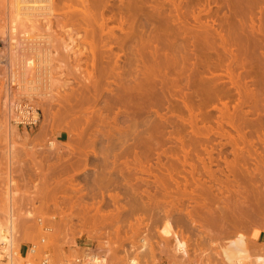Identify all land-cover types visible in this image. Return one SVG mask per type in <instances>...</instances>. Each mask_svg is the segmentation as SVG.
Instances as JSON below:
<instances>
[{
	"label": "rangeland",
	"instance_id": "obj_1",
	"mask_svg": "<svg viewBox=\"0 0 264 264\" xmlns=\"http://www.w3.org/2000/svg\"><path fill=\"white\" fill-rule=\"evenodd\" d=\"M76 1L59 0L58 11L51 15L43 37L49 38L47 69L52 71V81L58 82L47 83V89L45 84H33L41 97L32 102L22 98L19 65L32 57L35 68L40 60L28 51L31 44L20 41L12 57L13 41H8L7 33L6 38L0 35V216L6 203L3 192L10 183L17 193L12 199L19 235L16 245L37 243L45 236L36 223L41 218L55 230L46 235L48 244L100 245L104 232L116 234L121 252L129 253V246L139 251L144 237L153 246L162 244L161 252L153 254L157 264H193L196 258L208 264L218 248L223 260L225 245L236 233L245 236L251 253L264 254V244L255 242L258 230L264 233V174L253 179L259 187L253 188L258 189L253 194L257 197L249 198L250 207L239 208L236 196L219 189L226 177L229 183L233 179L227 162H237L244 171L254 169L256 155L264 157L260 143L264 138V0H85V18L77 13L81 5ZM69 5L73 10L67 9ZM10 12L12 0H0V24ZM70 37L76 42L73 46L68 45ZM85 37L92 39L99 59L94 70L99 83L94 89L83 81L93 71ZM63 46L72 47L73 53L62 51ZM83 48L87 57L74 58ZM11 57L18 66L12 67ZM11 72L16 73V81L10 82ZM33 78L34 74L28 77ZM144 83L148 106L141 104L146 100L141 92ZM127 87L143 99L133 101L140 102L141 108L135 103L129 108L121 105ZM245 97L252 106L241 105ZM62 100L69 101L75 117L95 120L90 130L107 133H79L71 117L56 118L53 113L60 109L56 102L63 104ZM256 101L260 109L253 112ZM32 108L37 113L34 122L30 124L29 116L18 120L20 112ZM128 110L133 113L128 115ZM96 111L109 127L99 126ZM226 114L240 122V135L247 140L240 148L232 139L238 132L224 124ZM129 118L136 122L134 133L127 128ZM8 121L16 126L14 131L5 126ZM116 125L126 126L124 133H116ZM68 126L75 131L71 133L75 140L69 138ZM105 147L113 153L107 160L92 154H101ZM80 151L89 154L86 161L81 157L77 162ZM23 172L29 174L26 181ZM9 173L10 180H4ZM245 180L241 185L248 190L253 181ZM27 193L33 196L28 198ZM54 215L56 220L49 221ZM164 220H170L188 243V256L179 262L173 260L171 241L159 235Z\"/></svg>",
	"mask_w": 264,
	"mask_h": 264
},
{
	"label": "bare ground",
	"instance_id": "obj_2",
	"mask_svg": "<svg viewBox=\"0 0 264 264\" xmlns=\"http://www.w3.org/2000/svg\"><path fill=\"white\" fill-rule=\"evenodd\" d=\"M56 1L57 0H12V12H10V14H9V17H7V18H5L4 20H3V24H0V35L1 36H3L5 33H7L6 35H8V38H9V40L8 41H13V45L14 46H11L9 49H10V52H9V54L13 57V55L14 54H16L15 53V49H16V47H17V45L19 44H17V41H20V43H26V45L29 43V48H28V51H34L35 52V54L37 55V59L36 60H40V61H38V64H37V67H33L34 65H33V61H31V60H33V58L31 57V58H29L28 57V59L27 58H24V62H21V65H19V66H21V67H19V69L20 70H22L21 71V74H20V77H22V79H21V81L22 82H24V92L23 93H21V95H23V99H26V100H28V101H31L32 102V99H34L35 97L36 98H39V97H41V96H39L38 95V88L37 87H35L34 85H42V84H45V86L43 87L44 89H47L46 88V86H47V83L49 84V86H51V84H52V82H54V83H57L58 81H52L53 79V77L51 76V70L50 69H47V68H49V67H47V66H49V60L48 59H46V58H49V52L50 51H48L47 50V48H46V45L47 44H49V38H47V37H43L44 35H45V31H49V28H50V18H51V15H53V12L54 11H58V8H57V4L58 3H60L59 2V0H58V2L56 3ZM68 1V0H67ZM70 1V0H69ZM85 0H77L76 2H80L79 3V5H81V7L80 8H75L76 10H77V13L79 14V15H82V17H84L85 18V16H86V14H87V9H86V5H85V2H84ZM72 2V1H71ZM64 3V2H63ZM65 5V4H64ZM85 5V6H84ZM70 7H72V6H70L69 5V7L67 6V9L68 8H70ZM57 8V9H56ZM70 9H72V8H70ZM70 9H68L69 11H70ZM73 10V9H72ZM68 11V12H69ZM75 11V10H74ZM55 13H57V12H55ZM65 13H67V12H65ZM42 17V18H41ZM40 18H41V21L42 20H45V23H44V25H41V23L39 22L40 21ZM88 26V28L87 29H92L93 30V25L91 24V26H90V23L88 24V23H86ZM48 25V26H47ZM48 27V29H45V27ZM261 27H263L262 25H260ZM87 29H84V30H86V34H85V36H87ZM91 29H90V31H91ZM89 31V30H88ZM262 31V30H261ZM92 33V32H91ZM263 34H264V32H263ZM262 34V35H263ZM7 37V36H6ZM6 37H2V38H6ZM92 37V36H91ZM85 38H86V40L88 39V41L90 42L89 44L85 41ZM83 40H84V43H86V45L88 44L89 46V48H90V59H91V63H90V65L92 66V69H93V71L92 72H89L88 74H87V76H86V78H84L83 79V81L84 82H86V84L87 85H90V86H93L92 88L94 89V88H96L97 87V85H98V83H99V80H98V77H95V75H94V70H96V67H97V65H95V64H97V61L99 60L98 58H97V55L95 54V52H94V50H93V46H94V44H92L93 42H92V39L91 38H87V37H85ZM5 40H7V39H5ZM91 40V41H90ZM74 42H75V40H73V39H71V37H70V39H69V43H68V45L71 43V45L73 46L74 45ZM92 42V43H91ZM76 43V42H75ZM41 44H42V46L43 47H40L41 46ZM35 46V47H31V46ZM28 46V45H27ZM19 47V46H18ZM36 47H40V48H36ZM64 47V46H63ZM62 47V51L64 50V51H66V52H69L70 51V49H72V47H68V46H65L64 48ZM8 49V50H9ZM17 51H18V48H17ZM65 52V53H66ZM70 52H72L73 53V51H70ZM69 52V53H70ZM33 54V53H32ZM34 54V55H35ZM67 54V53H66ZM79 54V55H78ZM77 55H74V58L76 57V58H78V56H82V57H87V53H86V50H84V48L81 50V52H79ZM12 57L10 58V59H12ZM31 59V60H30ZM19 61V60H18ZM21 61V60H20ZM20 63V62H19ZM10 64L12 65V67H14V66H16L17 64H16V61L14 60V58L12 59V60H10ZM35 64V63H34ZM11 65H10V67H11ZM18 66V65H17ZM33 68H34V70H33ZM56 69H59V67L58 68H56ZM34 71V72H33ZM32 74H34V78L31 80V79H28V77L29 76H32ZM103 74V72L100 70L99 71V75L101 76ZM10 76V82L12 81H14L16 78H17V75H16V73L15 72H11V74L9 75ZM61 76V75H60ZM9 79V78H8ZM16 81V80H15ZM34 84V85H33ZM64 84H66V83H64L63 82V85L62 86H64ZM147 85H146V83H144V84H142L141 85V92H142V97L144 96L145 97V102L143 101V99L140 97V98H137L136 96H134L135 95V93H131L132 91L131 90H133L134 91V89L132 88H130V87H127V90L125 89L124 90V103L125 102H127V103H121V105L122 106H125V105H127V107L126 108H129V107H133V106H135V105H139V107L141 106L140 105V102H139V104H136V102H133L134 100H135V98H137V100L138 99H141L142 101H143V103H141V104H144V105H146V106H148V104H149V101H148V98H147V94H148V92H146V89H147V87H146ZM129 88H130V90H129ZM148 91V90H147ZM50 92H51V90L49 91V96H50ZM147 93V94H146ZM20 95V96H21ZM246 95H248V90L246 91V93H245V96ZM258 96V95H257ZM135 97V98H134ZM35 98V99H36ZM63 101V104H61L60 103V101L59 102H56V103H59V106H60V109H63L62 111L60 110V109H58V110H60V111H58L57 109V112H59V113H57V112H55V113H53V115L56 117V115H57V117L56 118H58V119H60L59 117H61V116H64V118L66 117V118H68V117H71V119H73V122H74V126L73 127H78V128H80L79 129V133H99V132H101V133H107V131L105 130V132H104V130H102V129H100V130H97L96 128V130L97 131H92L93 129H89L90 127H91V125H93V123L95 122V120L93 119V118H90V117H85V118H77V117H75L74 116V114H73V112H71V106H70V103H69V101L68 100H62ZM257 102V101H256ZM65 103V104H64ZM135 103V105H132V106H129L128 107V105L130 104H134ZM138 103V102H137ZM249 103L251 104V102L245 97V100L242 102V106L243 105H249ZM105 104H106V102H105ZM66 105V106H65ZM108 106L106 107V105H105V107H106V110H108L109 109V104H107ZM112 105V104H111ZM254 105V109H253V112L254 111H259V107H258V102L255 104H253ZM7 106V105H6ZM11 107H9V115H10V113L11 112H14L13 111V107H12V105H10ZM67 106H68V108H67ZM104 106V105H103ZM224 106V105H223ZM251 106H252V104H251ZM105 107H104V109H105ZM138 107V106H137ZM142 107V106H141ZM140 107V108H141ZM239 108H241L240 106H238ZM111 108V107H110ZM125 108V107H124ZM224 108H225V106H224ZM238 108V109H239ZM259 108V109H258ZM103 108H101V109H99V110H102ZM104 109H103V111H104ZM143 109V108H142ZM225 109H227V107L225 108ZM127 110V109H126ZM131 110V109H130ZM109 111H111V109L109 110ZM125 111V110H124ZM226 111V110H225ZM23 112V111H22ZM97 112V111H96ZM99 112V111H98ZM97 112V113H98ZM102 112V111H101ZM108 112V111H107ZM128 112H129V110H128ZM127 112V113H128ZM132 113H133V111H131ZM131 112H129L128 113V115H130L131 114ZM100 113V112H99ZM98 113V114H99ZM117 113V112H116ZM126 113V114H127ZM257 113V112H256ZM93 114H94V112H93ZM96 114V113H95ZM97 114V115H98ZM119 114V113H118ZM122 114V113H121ZM12 115V114H11ZM10 115V116H11ZM21 115H23V116H21ZM100 115V114H99ZM98 115V116H99ZM102 115V114H101ZM101 115H100V119L98 120V122H100L101 124H99V126L100 125H102V126H104L105 124L107 125V127H109L110 126V124L109 123H104L105 121H103L102 120V118H101ZM115 115H117V114H115ZM123 115V114H122ZM258 115V114H257ZM8 116V115H7ZM9 116V117H10ZM27 116H29L30 118H29V122L30 121H33V120H36L37 119V113H36V109H34V108H32V110H31V112L30 111H24L23 113H21L20 112V118L18 119V120H20V119H27L26 117ZM59 116V117H58ZM92 116H95V115H92ZM97 116V117H98ZM104 116V115H103ZM224 116H225V114H224ZM226 123L224 122V124H227V125H229L230 126V128L232 127V129L234 128V129H236L235 131H237L238 132V135H237V138H232L233 140H234V145H236L238 148H240L239 147V145H240V143H242V144H244L245 142H247V140H246V138H245V136L244 135H240V132L239 131H241L240 130V126H238V124L240 123L239 121V123L237 124L236 123V121H234L233 120V118L231 117V116H229V115H227L226 114ZM12 117V116H11ZM24 117V118H23ZM54 117V118H55ZM258 117V116H257ZM63 118V119H64ZM65 118V119H66ZM106 118H107V116H106ZM133 118H134V116H133ZM132 118V119H133ZM9 119V118H8ZM132 119H128V121L130 120V122H128L129 123V126L127 127L128 128V130L131 132V133H134L135 132V130H134V125H135V123H133L135 120H132ZM12 120V119H11ZM107 120V119H106ZM115 121V120H114ZM113 121V122H114ZM225 121V120H224ZM34 122V121H33ZM223 122V121H222ZM222 122H220V123H218V124H220V125H218L219 127H221V123ZM7 125H5V126H8V129H9V131H14L15 129H16V126H11L10 125V123H9V121H8V123H6ZM30 124H31V122H30ZM109 124V125H108ZM116 124V123H115ZM223 124V123H222ZM236 124H237V126H236ZM262 124V123H261ZM15 125H17V123H15ZM226 125V126H227ZM240 125V124H239ZM262 125H264V124H262ZM261 125V126H262ZM4 126V127H5ZM117 126V125H116ZM115 126V129H116V133L118 132V133H122L123 132V127L122 126H117L116 127ZM217 126V127H218ZM242 126V125H241ZM15 127V128H14ZM72 127V126H71ZM70 126H68L67 128V130H68V133H70V136H69V138L70 139H72V140H75V138L76 137H73L72 135H71V133H75V131L71 128ZM126 127V126H125ZM125 127H124V130H125ZM216 127V128H217ZM218 127V128H219ZM243 127V126H242ZM263 127V126H262ZM66 128V127H65ZM78 128H75V129H78ZM102 128V127H101ZM106 128V127H105ZM217 128V129H218ZM260 127L258 126V129H259ZM103 129H104V127H103ZM136 129V128H135ZM217 129H216V131H217ZM220 129V128H219ZM221 129H223V128H221ZM220 129V130H221ZM233 129V130H234ZM257 129V130H258ZM23 130H24V128H23ZM107 130H108V128H107ZM113 130V129H112ZM111 130V131H112ZM211 130V129H210ZM220 130H219V132H220ZM88 131V132H87ZM110 131V132H111ZM115 131V130H114ZM113 131V132H114ZM137 131V130H136ZM224 131V130H223ZM260 131V130H259ZM209 132V131H208ZM218 132V131H217ZM221 132H222V130H221ZM14 133V132H13ZM77 133V132H76ZM109 133V132H108ZM124 133V132H123ZM223 134V133H222ZM221 134V135H222ZM216 135H218V134H216ZM220 135V134H219ZM225 135V134H224ZM226 136H228L229 137V134H226L225 135V138H226ZM221 137H223V136H221ZM257 137H260V136H257ZM78 138V137H77ZM224 138V137H223ZM81 138L79 137V140H80ZM259 139V138H258ZM78 140V141H79ZM261 141H260V143H263V145H264V138H263V140L262 139H260ZM81 141V140H80ZM79 141V142H80ZM53 143V142H52ZM82 143V142H81ZM253 142H251V144H252ZM248 144H250V143H248ZM68 146H70V145H68ZM235 146V147H236ZM252 147V145H249V147ZM50 147V146H49ZM256 148V147H255ZM72 149V148H71ZM70 149V150H71ZM242 149L243 148H241V151H242ZM52 150H54V149H52ZM111 151V150H110ZM109 151V148L108 147H105L104 148V150H103V152L101 153V154H98L97 152H93L92 151V154L94 155V156H98V155H100V156H103L105 159L106 158H108V155L111 153ZM240 151V152H241ZM74 152H76V151H74ZM113 152V151H112ZM246 153L248 154V155H250V152H249V150L247 151L246 150ZM245 153V154H246ZM78 154V159H76L77 160V162H78V160L81 158V157H83L85 160L84 161H86V159H87V157H88V155L89 154H87L85 151L84 152H82V151H80V152H78L77 153ZM113 154V153H112ZM112 154H110V155H112ZM116 154V153H115ZM252 155V154H251ZM118 156V155H117ZM257 157H255L254 159V169H251V170H249V169H246V168H244V171H242L240 168H239V165L237 164V162H235V163H229V165H228V162H227V169H228V175L230 176H232L233 177V179L231 180L232 182L231 183H229L230 182V179L229 178H227L226 176V179H227V181H225V185L223 184L222 186L223 187H221V185L219 186V187H221V188H219V189H222V191H224V193L226 192L227 194L229 193V194H231V195H233V196H236L237 198H235V199H237L238 201H239V204H237V201H236V205H238V207L242 204V205H248V207H250V205H249V198L251 197V196H256V195H253V194H255V189H256V191L258 190L257 189V187H259V185L257 184V183H254V181H253V179L255 178V179H257V177H259L260 176V178H262V176H263V174H264V172L262 171V169L264 168V162H262V158H264L263 156H261L260 154H259V156L258 155H256ZM76 157V155H75V158H77ZM116 157V156H115ZM114 157V158H115ZM247 157V156H246ZM245 157V158H246ZM248 158H252V157H250V156H248ZM257 158V159H256ZM117 159V158H116ZM247 159V158H246ZM81 160V159H80ZM107 160V159H106ZM115 160V159H114ZM225 160V159H224ZM223 160V161H224ZM243 160H245L244 158H243ZM249 160V159H248ZM257 160V161H256ZM104 161V160H103ZM255 161H256V163H255ZM81 163V162H80ZM84 163H86V162H84ZM106 163V162H105ZM115 163V162H114ZM225 163H226V161H225ZM10 164V163H9ZM256 164V165H255ZM86 165V164H85ZM244 165V164H243ZM242 166V165H241ZM263 166V167H262ZM245 167V166H244ZM262 167V168H261ZM115 168V167H114ZM225 168V169H226ZM114 170V169H113ZM104 171V170H103ZM120 171V170H119ZM226 171V170H225ZM114 172H116L115 170H114ZM119 173V172H118ZM11 174L9 173L8 174V176L6 175V177L4 178V180H6V181H9L10 180V176ZM103 174H101V176H102ZM257 175V176H256ZM228 176V177H229ZM212 177V176H211ZM101 178V177H100ZM213 178H215V176H213ZM246 178H248V180H245L244 182H246V181H253L252 183H254V184H252V183H248L249 184V187H248V184L247 183H245L246 184V186L248 187V190H246V188L244 187V186H242L241 185V182L243 181V179H246ZM102 179V178H101ZM242 180V181H241ZM229 181V182H228ZM256 181V180H255ZM221 183V182H220ZM229 183V184H228ZM243 183V182H242ZM227 184V185H226ZM255 184H257L258 186L254 189V191H253V188H254V186H255ZM219 185V184H218ZM263 186V185H262ZM216 189V188H215ZM218 189V190H219ZM218 192V191H217ZM233 194H232V193ZM4 194H3V198L5 199L4 201H6V203L3 201V203H5V205L3 206V210H4V213H2L3 215L2 216H0L1 218H0V257L4 260V262H0V264H19V262L21 261L20 260V256L18 255V249H19V247L20 246H17L16 244L19 242V241H17L16 240V238L19 236L18 234H17V225H16V222H17V218H15L16 216H15V214H14V212H13V202H12V199L15 197V195H17V193L16 192H14V191H12L11 190V185H10V183H9V186H6L5 187V190H4V192H3ZM258 195H260V193H258ZM27 196H28V198H30V197H32L33 195H31L30 193H27ZM257 197V196H256ZM117 198V197H116ZM116 198H114V199H116ZM250 201H252L253 202V200H250ZM254 203V202H253ZM242 205H241V207H239V208H242ZM251 205H252V203H251ZM253 205H255V204H253ZM252 205V206H253ZM253 207H255V206H253ZM252 209V208H251ZM250 209V210H251ZM24 216H28V214H25ZM174 226L172 225V223H171V221L170 220H164V222L162 223V225L160 226V228H159V230H158V232H159V235H160V237L163 239V240H166V241H171V250H172V257H173V260H176V261H178L179 259H183V258H185V257H187L188 256V243L186 242V240L185 239H183V238H181L180 237V235L175 231V229L173 228ZM46 236V235H45ZM161 239V240H162ZM141 240V246L139 245V251H137V249H134V250H136V251H134V253H131V254H127V264H139L138 263V261H137V259L138 258H140V259H142V257L144 256V255H142V252L145 250V248H146V245H147V240H145L144 239V237L143 238H141L140 239ZM165 241V242H166ZM245 242H246V240H245V236L242 234V233H236V235L234 236V238H232L231 240H229L228 241V245H225L224 247H225V251H224V256H222L223 257V260H224V264H243V263H249V264H264V254L263 253H261V251L259 250V252H257L256 253V251H252V253L249 251V249H247L246 247H245ZM74 244H75V242H74ZM164 244V243H163ZM259 253V254H258ZM153 254H155L154 252L151 254V261L150 262H148V264H157L158 263V261H155V257L153 256ZM219 254V253H218ZM262 254H263V256H262ZM140 255H142V257L140 256ZM126 258V257H125ZM178 259V260H177ZM222 260V259H221ZM223 260H222V262H223ZM147 261H149V260H147ZM155 263H154V262ZM179 262V261H178Z\"/></svg>",
	"mask_w": 264,
	"mask_h": 264
},
{
	"label": "built area",
	"instance_id": "obj_3",
	"mask_svg": "<svg viewBox=\"0 0 264 264\" xmlns=\"http://www.w3.org/2000/svg\"><path fill=\"white\" fill-rule=\"evenodd\" d=\"M45 172L48 174V169H45ZM28 179L29 174L23 172L22 180L26 181ZM56 217L55 215L51 216L49 221H55ZM36 223L41 227L44 235H50L55 231L52 226L44 223L41 218L36 219ZM102 234L105 235V238H99L100 245L94 243L77 245L75 243L74 245L66 246L58 241L48 244L47 236H44L37 243L20 245L18 255L21 261L19 264H127V254L134 253L136 250L129 246V253L121 252L122 244L116 234L104 232ZM22 246H24V250L21 251ZM161 248L162 244L153 246L147 242L142 255L147 256L149 259L153 252L159 254L162 250ZM218 253L211 255L208 264H224ZM142 255L140 256L142 257ZM148 259L143 256L142 259L138 258L137 261L139 264H148ZM193 264H206V262L204 259L196 258Z\"/></svg>",
	"mask_w": 264,
	"mask_h": 264
},
{
	"label": "crops",
	"instance_id": "obj_4",
	"mask_svg": "<svg viewBox=\"0 0 264 264\" xmlns=\"http://www.w3.org/2000/svg\"><path fill=\"white\" fill-rule=\"evenodd\" d=\"M255 242L257 244H264V233L258 230L257 237L255 238ZM24 250V246L21 247V251ZM0 262H4V260L0 257Z\"/></svg>",
	"mask_w": 264,
	"mask_h": 264
}]
</instances>
